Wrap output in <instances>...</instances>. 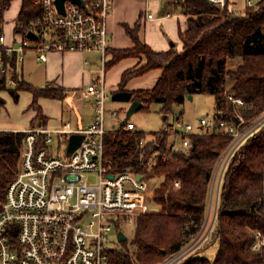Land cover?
Returning a JSON list of instances; mask_svg holds the SVG:
<instances>
[{
    "label": "trees",
    "instance_id": "16d2710c",
    "mask_svg": "<svg viewBox=\"0 0 264 264\" xmlns=\"http://www.w3.org/2000/svg\"><path fill=\"white\" fill-rule=\"evenodd\" d=\"M12 1L0 0V36L4 14ZM37 1L22 0L15 33L25 36L30 22L41 16L42 7ZM237 1L228 0L221 9L205 0H183L187 26L181 33L182 51L170 48L156 52L139 40L138 23L132 29L126 25L134 47L111 51L112 58L107 61L106 69L124 58L138 55L145 56L146 62L122 74L113 100L138 101L143 105L140 110L158 103L162 105L160 113L167 116L173 106L183 104L189 95L206 94L214 97V118L236 121L240 112L245 119L240 130L257 120L264 112V0L256 7H245L234 14L231 6ZM236 58H241L242 64L235 71L228 70L227 61ZM4 61L9 65V74L18 80L13 71L15 57ZM153 69L161 72L151 89H125L131 79ZM4 88L5 76L0 79V89ZM10 91L15 101L19 91L33 95L31 108L36 115L32 123L40 122L42 126L46 124V117L39 99L63 101L66 98L64 88L54 84L37 88L24 80ZM229 95L242 99L244 107L237 109ZM4 105L5 101L0 98V106ZM156 134L153 137L163 146L169 133L163 130ZM25 137L22 131H0V202L18 172ZM145 137L142 132L120 128L108 132L104 138V162L110 172L129 171L145 179L162 178L153 195L161 211L138 216L131 241L133 250L128 248L126 240L122 241L110 252L108 264H157L188 245L205 226L214 173L232 141L223 132L191 135L188 147L162 160L153 157L155 140L140 146ZM42 141L43 138L40 144ZM174 180L180 181L177 189L172 185ZM257 231L264 233V124L230 157L206 239L201 248L179 264H264V249L259 252L251 249ZM213 245L217 247L214 258L200 255V249Z\"/></svg>",
    "mask_w": 264,
    "mask_h": 264
},
{
    "label": "built area",
    "instance_id": "2783aa9c",
    "mask_svg": "<svg viewBox=\"0 0 264 264\" xmlns=\"http://www.w3.org/2000/svg\"><path fill=\"white\" fill-rule=\"evenodd\" d=\"M224 8L228 0H205ZM247 8L256 7L260 0H244ZM42 7L41 16L34 18L28 31L36 34L33 40L22 36L14 45L6 46L4 35L0 36V79L5 76L8 88H15L23 80L20 64L25 51L34 49L37 60L46 61L50 51L97 54L101 65L88 87L87 95L93 104L94 116L90 125L72 128L66 122L56 129L31 128L26 131L19 160V169L8 185L5 198L0 202V264H108L114 249L115 237L122 226L133 225L138 216L151 213L153 195L148 180L126 172H110L104 162V138L108 133L105 118L106 102L111 93L106 87V63L109 34L107 18L113 0H84L85 6L66 0L64 12L58 11L56 0H38ZM152 19V14H148ZM15 57L18 80L9 74L5 58ZM89 63L88 60L85 61ZM229 99L242 106V99ZM181 124V129L166 125L169 137L160 145L147 137L140 141L144 147L155 140L154 158L165 160L179 149L189 145L191 135L223 132L232 141L223 153L214 173L211 192L219 186L224 169L241 143L264 124V112L248 127L240 130L244 123L238 116L236 121L201 117L198 127L190 123ZM125 131H133L131 122L121 125ZM72 134L83 136L80 146L67 155V145ZM56 137L58 144H65L64 155L51 152ZM43 138L42 144L40 139ZM58 149V148H57ZM96 180L93 181L91 176ZM109 175H113L110 178ZM175 189L180 181L172 183ZM211 194V195H212ZM215 215V213H214ZM208 220V216H207ZM205 226L197 236L179 252L158 264H179L185 257L199 248L210 230ZM214 220V218H213ZM251 249H264V233L255 232Z\"/></svg>",
    "mask_w": 264,
    "mask_h": 264
},
{
    "label": "crops",
    "instance_id": "0c3cea01",
    "mask_svg": "<svg viewBox=\"0 0 264 264\" xmlns=\"http://www.w3.org/2000/svg\"><path fill=\"white\" fill-rule=\"evenodd\" d=\"M182 3L183 0H113L111 12L107 18V30L109 34L107 61L112 58L111 51L130 49L134 47L133 40L127 34L125 26L127 25L132 29L136 23L139 24V29L137 31L139 40L148 45L154 51H166L170 48L182 51L181 33L186 30L187 26V17L184 13ZM21 6L22 0H19L18 8L15 11L16 18L14 20L15 24L13 26L12 37L8 38L5 34H3L6 46H11L22 39V35L15 33L14 31ZM148 14H152L153 18L149 19L147 17ZM2 32L4 33V31ZM32 44L34 45L36 43L32 42ZM84 56V54L78 52L63 53L50 51L47 54L46 61H39L37 60L35 50L29 49L25 51L23 61L20 64L21 75L25 82L37 88L44 87L47 84H54L58 87L64 88L66 100L68 97H71L70 93L74 95L81 94L79 91L80 88L77 87L85 80V68L86 66H92L94 64V62L90 59H84ZM86 60L89 61L88 64H86ZM145 62V56L138 55L135 57L124 58L108 70L106 69V76L110 74V72H113L119 80L116 88L110 91L111 100L118 103H128L129 107L127 110L130 109L132 102L115 101L112 98L113 93L117 91L121 76L125 71L141 66ZM32 64L38 66L40 69L41 77L38 85H34L31 80L32 76L30 74L26 76L25 73V69H29ZM241 64V58L230 59L227 61V69L235 71ZM160 72V69H153L143 76L135 77L126 84L125 89L129 91L151 89L155 85ZM88 75L87 77H90ZM231 85V83L228 84V88H231ZM10 89L11 88L8 87L0 89V98L5 101V105L0 106V111L2 108L8 106L10 102H14L13 104L21 102L24 107L27 106L26 116L28 119L26 123L19 126L3 127L0 125V131L23 132L31 128L56 129L62 127L66 122L70 123L72 128L80 129L90 125L93 120L92 114L89 124L84 125L80 106H78V109L72 107L71 110L69 107L64 110L61 106V108L58 109V114H55L54 112V114H52L51 109L54 108V103H62L65 100L62 101L58 99L40 98L39 105L46 117V124L44 126H42L40 122L33 124L32 121L36 115L35 110L31 108L33 95L28 91H19L18 100L15 101ZM82 97L86 103H92L88 98L87 90L83 92ZM64 111L68 114V118H64ZM111 114L115 115L116 112H112ZM51 152H58V149L56 150L51 147Z\"/></svg>",
    "mask_w": 264,
    "mask_h": 264
},
{
    "label": "rangeland",
    "instance_id": "374dc122",
    "mask_svg": "<svg viewBox=\"0 0 264 264\" xmlns=\"http://www.w3.org/2000/svg\"><path fill=\"white\" fill-rule=\"evenodd\" d=\"M19 0H14L12 2V5L9 10L5 12V22H4V33L2 32L1 35L5 34L8 38L12 37L13 34V26L15 24V11L18 8ZM246 7V3L244 0H238L236 5L231 6L232 13L237 14L240 13L244 8ZM34 42V40H33ZM19 43H15L14 48L19 47ZM178 51V50H177ZM84 59H90L94 62L92 66H86L85 68V80L84 82L78 86L77 88H80V95H74L70 93L71 97H68L64 102H55L54 108L51 109L52 114H58L59 110L62 106V108L65 110L69 107L71 110L72 107L78 109V106L81 107V115L83 116V123L84 125H88L90 122L91 115L94 116V110H93V104L92 103H86L83 100V92L87 90V87L89 85V81L92 79V77L99 73V66L101 65L100 57L99 55L93 53V54H84ZM26 76L30 74L32 76L31 80L32 83L39 84V79L41 77L40 69L38 66H35L32 64V66L29 69H25ZM89 74V75H88ZM108 74V73H107ZM90 76V77H87ZM118 77L113 74V72L108 74L106 76V87L110 91L116 88L118 84ZM14 103V102H13ZM9 103L8 106L5 108H2L0 111V125L5 127H12V126H19L23 123H26L28 117L26 108L24 105L19 102L18 104ZM128 103H118L113 102L111 98H108L106 102V109H107V115L105 118V124H106V130L108 132L117 131L120 129L121 123L125 124L126 122H131L134 124L135 129L131 132H142L146 135L147 139L152 140L153 134L158 133L156 135H159L160 131H163L166 125H173L176 129H181V124L178 122L177 118H180L183 124L190 123L193 125L194 129L198 127V122L201 117L206 118H212L214 115V97L212 95H206V94H197L192 97V99H186L185 102L181 105H175L172 107V113H169L167 116L164 114H161L160 111L162 109V105L158 103H152L148 106L146 110H139L137 112H134L130 115V117H127L128 112ZM244 106H237V109H242ZM54 112V113H53ZM112 112H116L115 115L111 114ZM181 114V115H180ZM237 116L242 117L241 113L239 112ZM64 118H68V114L66 111H64ZM243 118V117H242ZM244 122L245 119L243 118ZM36 124V123H35ZM38 124V123H37ZM252 124V123H251ZM54 141L52 143V147L57 150L58 152L55 153L59 156H63L64 150H65V144H58V141L56 137L53 138ZM91 178L96 180V177L94 175L91 176ZM148 184L150 186V193L154 195L155 188L160 184L162 181V178L160 177H147ZM216 190H214V194L212 192L210 193V201L208 205V220L206 228L212 226L215 208L217 204V200L215 198L216 196ZM212 194V195H211ZM153 202H151V213H156L161 211V206L155 202L153 197ZM136 221L133 225L130 226H122V232L126 236V244L128 245V248L132 251L133 246L131 244V241L133 239V234L135 230ZM120 241L117 237H115L114 241V247L120 246ZM124 244V243H123ZM122 244V245H123ZM202 247V246H201ZM200 247V248H201ZM216 245L203 247L200 249V255L203 257H206L208 259H212L215 256L216 253ZM158 264V263H157Z\"/></svg>",
    "mask_w": 264,
    "mask_h": 264
},
{
    "label": "water",
    "instance_id": "95a60500",
    "mask_svg": "<svg viewBox=\"0 0 264 264\" xmlns=\"http://www.w3.org/2000/svg\"><path fill=\"white\" fill-rule=\"evenodd\" d=\"M65 1L66 0H56L57 9L61 13L64 12V3H65ZM69 1H72V2L80 5L81 7H84L85 6L84 0H69ZM26 37L29 38V39H31V40L37 39L36 34L33 33V32H31V31L27 32ZM192 97H193L192 95H189L188 96V99H192ZM142 106H143L142 103H140L138 101H133L130 109L127 112V117H130V115L132 113L139 111ZM121 125H123V124H121ZM82 140H83V136L82 135L72 134L69 137V140H68L67 155H71L80 146ZM109 177L110 178H113V175H109ZM137 178L138 179H141L142 177L141 176H138ZM118 240L120 242L126 240V236L124 235L123 232H120L118 234Z\"/></svg>",
    "mask_w": 264,
    "mask_h": 264
}]
</instances>
